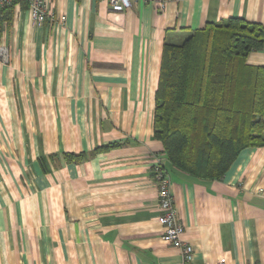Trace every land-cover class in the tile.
I'll return each instance as SVG.
<instances>
[{
	"label": "crops",
	"instance_id": "crops-1",
	"mask_svg": "<svg viewBox=\"0 0 264 264\" xmlns=\"http://www.w3.org/2000/svg\"><path fill=\"white\" fill-rule=\"evenodd\" d=\"M46 1L42 23L24 2L2 11L0 264H180L162 238L157 160L191 264H264V146L242 150L219 179H197L153 137L164 42L228 17L264 26V0H131L123 12ZM246 62L263 65L264 44Z\"/></svg>",
	"mask_w": 264,
	"mask_h": 264
},
{
	"label": "trees",
	"instance_id": "trees-1",
	"mask_svg": "<svg viewBox=\"0 0 264 264\" xmlns=\"http://www.w3.org/2000/svg\"><path fill=\"white\" fill-rule=\"evenodd\" d=\"M263 44L264 26L239 17L208 22L180 43L164 42L153 137L171 166L219 179L242 150L264 146V64L246 62ZM89 155L64 154L73 161Z\"/></svg>",
	"mask_w": 264,
	"mask_h": 264
},
{
	"label": "built area",
	"instance_id": "built-area-1",
	"mask_svg": "<svg viewBox=\"0 0 264 264\" xmlns=\"http://www.w3.org/2000/svg\"><path fill=\"white\" fill-rule=\"evenodd\" d=\"M14 2L26 3L27 10L32 20L36 23H42L48 18V5L46 0H0V63H7L10 59L9 48L1 41L2 9ZM107 3L109 8L114 12H123L131 6V0H107ZM60 19L63 21L65 17L61 16ZM152 177L156 184L159 221L163 228L162 238L179 248L181 254L180 264H191L193 247L181 237L184 232V225L178 217L174 198L169 189L170 179L159 160L152 165ZM225 263V258L220 257L216 264Z\"/></svg>",
	"mask_w": 264,
	"mask_h": 264
}]
</instances>
